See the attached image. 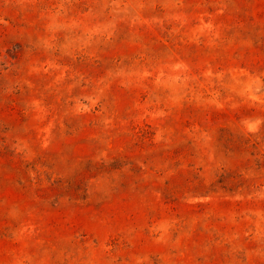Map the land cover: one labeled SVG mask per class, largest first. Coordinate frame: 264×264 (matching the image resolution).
Returning <instances> with one entry per match:
<instances>
[{
	"label": "rangeland",
	"instance_id": "obj_1",
	"mask_svg": "<svg viewBox=\"0 0 264 264\" xmlns=\"http://www.w3.org/2000/svg\"><path fill=\"white\" fill-rule=\"evenodd\" d=\"M0 264H264V0H0Z\"/></svg>",
	"mask_w": 264,
	"mask_h": 264
}]
</instances>
